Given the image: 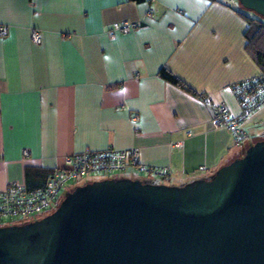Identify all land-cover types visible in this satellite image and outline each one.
<instances>
[{
  "label": "crops",
  "instance_id": "crops-1",
  "mask_svg": "<svg viewBox=\"0 0 264 264\" xmlns=\"http://www.w3.org/2000/svg\"><path fill=\"white\" fill-rule=\"evenodd\" d=\"M224 2L0 0V188L41 186L84 147L136 148L172 185L242 155L254 141L234 144L203 99L238 114L231 83L260 73L245 18ZM124 20L136 25L111 30ZM162 67L193 92L163 78Z\"/></svg>",
  "mask_w": 264,
  "mask_h": 264
},
{
  "label": "water",
  "instance_id": "water-1",
  "mask_svg": "<svg viewBox=\"0 0 264 264\" xmlns=\"http://www.w3.org/2000/svg\"><path fill=\"white\" fill-rule=\"evenodd\" d=\"M264 17V0H238ZM0 264H264V137L208 178L75 186L50 213L0 225Z\"/></svg>",
  "mask_w": 264,
  "mask_h": 264
},
{
  "label": "built area",
  "instance_id": "built-area-1",
  "mask_svg": "<svg viewBox=\"0 0 264 264\" xmlns=\"http://www.w3.org/2000/svg\"><path fill=\"white\" fill-rule=\"evenodd\" d=\"M135 25V22L126 20L114 21L111 30L127 32ZM4 33H6L5 26H0V34ZM30 36L34 42L38 43L41 40V34L36 28L31 29ZM230 90L238 102V114L229 113L223 102L211 101L206 96L203 99L212 108L211 124L225 126L232 134L233 143L242 145L251 140L243 123L256 109L264 106V76L257 74L237 80L231 83ZM23 155H27V150H23ZM131 165L139 172L148 175L163 176L168 173L165 167L142 163L136 148L84 147L65 155L62 164L50 171L41 186L27 187L21 183L10 182L0 188V218L5 215L33 216L44 213L57 205V196L68 180H77L95 173L122 170Z\"/></svg>",
  "mask_w": 264,
  "mask_h": 264
},
{
  "label": "rangeland",
  "instance_id": "rangeland-1",
  "mask_svg": "<svg viewBox=\"0 0 264 264\" xmlns=\"http://www.w3.org/2000/svg\"><path fill=\"white\" fill-rule=\"evenodd\" d=\"M229 2L231 5L234 7H237L239 10L243 11L244 13L251 15V16H256L259 19H261L264 22V17L257 15L253 11L244 8L238 0H226ZM255 113V120L250 121L249 119L247 120L248 122H245L244 128L248 132L249 136L251 137L252 141H255L258 139V137H264V106H261L260 108L256 109L254 111ZM241 148V146H239ZM131 177V178H138L141 180H148L151 179L153 182L157 183H164L167 182L165 178H162L160 175L154 176V175H148L146 173L139 172L137 169L131 168V167H126L122 170H114L111 172H101V173H95L90 176L86 177H81L77 180H68L65 182L63 185L62 189L60 190L59 195L57 196V205L61 201V199L65 196V194L72 190L75 186L79 184H83L85 182L94 180V179H101V178H119V177ZM54 206L52 209L47 210L44 213L33 215V216H11V215H5L0 218V225H7V224H16V223H24L28 222L31 220L38 219L45 214L50 213L53 211L56 207Z\"/></svg>",
  "mask_w": 264,
  "mask_h": 264
},
{
  "label": "trees",
  "instance_id": "trees-1",
  "mask_svg": "<svg viewBox=\"0 0 264 264\" xmlns=\"http://www.w3.org/2000/svg\"><path fill=\"white\" fill-rule=\"evenodd\" d=\"M220 1L225 3L224 0ZM235 9L245 18L248 24L246 30L244 31L246 49L249 51L253 60L258 65L260 69L259 74L264 76V22L258 17L248 15L236 7ZM159 73L163 78L179 85L183 89L190 92L192 91V89L187 84H185L181 79L172 74L166 68H160Z\"/></svg>",
  "mask_w": 264,
  "mask_h": 264
}]
</instances>
